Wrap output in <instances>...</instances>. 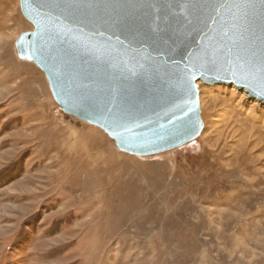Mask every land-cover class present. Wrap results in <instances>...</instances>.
<instances>
[{
    "label": "rangeland",
    "instance_id": "obj_1",
    "mask_svg": "<svg viewBox=\"0 0 264 264\" xmlns=\"http://www.w3.org/2000/svg\"><path fill=\"white\" fill-rule=\"evenodd\" d=\"M20 6L0 0V264H264V103L198 81L195 141L123 152L18 56Z\"/></svg>",
    "mask_w": 264,
    "mask_h": 264
},
{
    "label": "water",
    "instance_id": "obj_2",
    "mask_svg": "<svg viewBox=\"0 0 264 264\" xmlns=\"http://www.w3.org/2000/svg\"><path fill=\"white\" fill-rule=\"evenodd\" d=\"M15 41L62 110L150 156L204 130L198 81L264 103V0H20Z\"/></svg>",
    "mask_w": 264,
    "mask_h": 264
},
{
    "label": "bare ground",
    "instance_id": "obj_3",
    "mask_svg": "<svg viewBox=\"0 0 264 264\" xmlns=\"http://www.w3.org/2000/svg\"><path fill=\"white\" fill-rule=\"evenodd\" d=\"M20 7H21V6H20ZM20 182H21V181H20ZM18 184H20V183H18ZM16 185H17V184H16ZM16 185H15V186H16ZM15 186H13V187H15ZM18 186H20V185H18Z\"/></svg>",
    "mask_w": 264,
    "mask_h": 264
}]
</instances>
